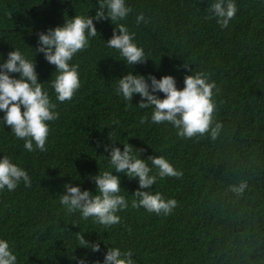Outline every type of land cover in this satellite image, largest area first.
Here are the masks:
<instances>
[{"label": "trees", "instance_id": "16d2710c", "mask_svg": "<svg viewBox=\"0 0 264 264\" xmlns=\"http://www.w3.org/2000/svg\"><path fill=\"white\" fill-rule=\"evenodd\" d=\"M126 2L129 15L113 25L96 22L97 35L73 57L81 87L71 100H56L50 80L55 66L36 55L39 80L59 118L49 122L43 152L26 150L0 124V157L9 156L31 177L29 186L21 182L14 191H0V237L10 241L18 264H69L64 247L79 230L131 249L136 264H264V0H235L237 12L224 28L209 10L213 0ZM99 4L0 0V55L19 47L34 57L39 31L74 15L94 16ZM140 13L144 20L138 23ZM119 23L145 50L147 59L133 66L135 72L171 74L180 88L185 76L197 73L215 83L214 123L222 125L216 139L207 133L180 137L168 122H151V109L136 106L138 96L130 105L117 93L118 77L129 69L104 41ZM111 141L121 149L131 144L150 166L151 157L164 156L182 171L145 189L178 201L170 215L133 208L138 183L123 174L121 194L129 207L118 213V224L104 228L66 214L59 203L63 184L72 179L95 191L88 177L113 170L104 152ZM241 182L243 193L233 192L230 186Z\"/></svg>", "mask_w": 264, "mask_h": 264}, {"label": "clouds", "instance_id": "9594fccd", "mask_svg": "<svg viewBox=\"0 0 264 264\" xmlns=\"http://www.w3.org/2000/svg\"><path fill=\"white\" fill-rule=\"evenodd\" d=\"M209 10L220 27L224 28L235 16L237 6L235 0H213ZM131 11L126 0H100L94 16L74 15L64 18L61 25L39 31L34 57L30 58L19 47H12L6 58L0 55V113L3 114L0 124L8 126L18 139H22L26 150L45 151L49 122L59 118L55 110L57 106L44 87L45 82L39 80L36 55L42 54L48 64L55 66V78L50 80L56 100H71L81 87L79 66L71 61L88 46L89 39L97 35L96 22L107 20L113 25L124 20ZM143 20L144 15L140 13L137 22ZM104 42L108 48L119 51L123 58L121 61L129 69L118 77L116 86L117 93L128 104L134 105L132 101L138 96L136 106L151 109V122H168L177 129L180 137L192 138L207 133L216 139L222 125L214 123L217 110L213 99L214 82L197 73L185 76L184 86L180 88L171 74L157 78L153 74L135 72L133 66L144 64L147 58L144 48L135 41V33L130 32L123 23L116 24L112 36ZM122 145L121 149L117 142L111 141L104 146L109 168L113 170H103L88 177L94 183L95 191L83 188L82 184L72 179L63 184L59 203L66 214L78 215L82 220L91 219L94 224L104 228L118 224L121 221L118 213L129 207L126 196L121 194V174L138 183L135 199L131 202L133 208L142 207L158 215H170L174 211L178 204L175 198H165L161 192L145 189H151L158 177H181L182 171L164 156L151 157L150 166L137 155L131 144ZM153 168L157 169L156 174H153ZM21 182L25 186L31 184L28 171L7 155L0 157V191H14ZM230 187L233 192L242 194L246 184L241 182L238 186ZM71 233L73 235L64 247L69 264H136L131 249L107 244L98 235L92 239L93 232L79 230ZM78 249L83 250L79 255ZM0 264H18L12 244L2 237Z\"/></svg>", "mask_w": 264, "mask_h": 264}]
</instances>
